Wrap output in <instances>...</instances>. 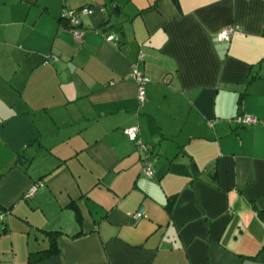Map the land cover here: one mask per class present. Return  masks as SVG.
Segmentation results:
<instances>
[{
	"label": "crops",
	"instance_id": "crops-1",
	"mask_svg": "<svg viewBox=\"0 0 264 264\" xmlns=\"http://www.w3.org/2000/svg\"><path fill=\"white\" fill-rule=\"evenodd\" d=\"M0 207V264H264V0H0Z\"/></svg>",
	"mask_w": 264,
	"mask_h": 264
},
{
	"label": "built area",
	"instance_id": "built-area-1",
	"mask_svg": "<svg viewBox=\"0 0 264 264\" xmlns=\"http://www.w3.org/2000/svg\"><path fill=\"white\" fill-rule=\"evenodd\" d=\"M100 10L105 11L104 7H101ZM96 13V8L94 7H83L78 10L65 9L63 12V19H65L69 24V29L73 33L74 38L77 41L83 40L85 33L80 29L82 26V17L83 16H92ZM236 27L229 26L222 29L218 34V40L220 42L229 43L234 35L236 34ZM110 42L115 41L114 36H110L107 39ZM145 54L141 53L139 56V60L135 63L131 70V78L136 83L138 88V99L141 103L146 100V91L145 87L149 83V80L146 78L143 69L141 68V64L144 62ZM234 122L239 126H251L258 124L259 120L256 116L250 114H240L235 119ZM125 134L129 138L130 141L136 143L143 154V161L145 163V167L143 173L148 178H153L155 176V161L156 158L153 156V147L145 144L140 139V128L139 127H130L125 130ZM39 184H36L30 188V190L26 193V197L33 196L38 190ZM10 215V213L6 210H0V224L5 223L6 218ZM145 216L144 209L138 211L133 215L136 221L141 220Z\"/></svg>",
	"mask_w": 264,
	"mask_h": 264
},
{
	"label": "trees",
	"instance_id": "trees-1",
	"mask_svg": "<svg viewBox=\"0 0 264 264\" xmlns=\"http://www.w3.org/2000/svg\"><path fill=\"white\" fill-rule=\"evenodd\" d=\"M68 27H69V24H68ZM72 208L75 209V207H73V206H72ZM0 210H4V208L0 207ZM75 211H77V210L75 209ZM258 216L264 222V211H262V210L258 211ZM48 235L50 236V239H51V242H52L51 243V247L47 251H43V252L34 254L33 256H35V258H34L35 261H39L41 259H46V258H48V257H50V256H52L54 254H57L59 252V247H58V245L56 243V233L50 232V233H48ZM250 259L256 260V259H258V257H250Z\"/></svg>",
	"mask_w": 264,
	"mask_h": 264
}]
</instances>
